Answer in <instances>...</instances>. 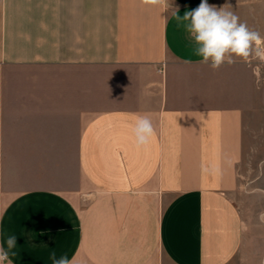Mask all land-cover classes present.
I'll list each match as a JSON object with an SVG mask.
<instances>
[{
	"label": "crops",
	"instance_id": "obj_1",
	"mask_svg": "<svg viewBox=\"0 0 264 264\" xmlns=\"http://www.w3.org/2000/svg\"><path fill=\"white\" fill-rule=\"evenodd\" d=\"M207 2L264 37V0ZM200 3L0 0V244L11 264H53V253L264 264V207L250 215L236 196L247 119L264 112V59L201 63L178 18ZM141 116L154 128L145 145ZM246 197L264 202V182Z\"/></svg>",
	"mask_w": 264,
	"mask_h": 264
},
{
	"label": "clouds",
	"instance_id": "obj_2",
	"mask_svg": "<svg viewBox=\"0 0 264 264\" xmlns=\"http://www.w3.org/2000/svg\"><path fill=\"white\" fill-rule=\"evenodd\" d=\"M157 3L159 0H151ZM230 5L217 8L209 5L207 0H201L199 6L185 12L183 17H178L184 21H189L186 25L187 31L193 38L196 48L195 54L202 57L201 63L210 64L213 70H218L225 63L231 65L236 63L235 58L247 62L248 58L255 51L256 55L264 59L261 54L264 49V37L257 31L240 22L239 17L232 11L227 10ZM134 135L137 145H145L149 142L154 133L152 121L146 117H139L134 126ZM258 219L264 223V211L258 214ZM5 243L8 249L16 246V236H8ZM53 264H72L67 256L59 259L52 254ZM11 264L8 252L0 244V264Z\"/></svg>",
	"mask_w": 264,
	"mask_h": 264
},
{
	"label": "rangeland",
	"instance_id": "obj_3",
	"mask_svg": "<svg viewBox=\"0 0 264 264\" xmlns=\"http://www.w3.org/2000/svg\"><path fill=\"white\" fill-rule=\"evenodd\" d=\"M247 126L245 151L239 164L241 189L236 196L240 205H244L243 208L250 207L249 214L254 213L256 216L255 213L264 207V202L253 203L255 201L252 202L250 197L248 201L246 196L264 182V112L257 110L250 113Z\"/></svg>",
	"mask_w": 264,
	"mask_h": 264
}]
</instances>
